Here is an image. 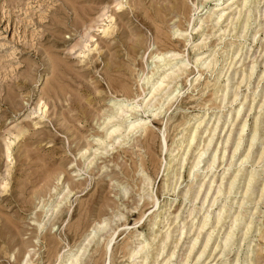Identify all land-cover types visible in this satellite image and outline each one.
<instances>
[{
	"label": "rangeland",
	"instance_id": "obj_1",
	"mask_svg": "<svg viewBox=\"0 0 264 264\" xmlns=\"http://www.w3.org/2000/svg\"><path fill=\"white\" fill-rule=\"evenodd\" d=\"M219 2L0 0V264H57L82 247V264H140L139 243L148 244L146 264H264V0ZM230 4V17L213 27L214 13ZM165 52L177 53L171 68L181 69L144 112L152 91L144 81L171 72L154 68ZM124 99L146 130L110 134L120 123L112 103ZM229 123L227 158L217 151L209 170ZM207 210L210 223L200 229Z\"/></svg>",
	"mask_w": 264,
	"mask_h": 264
},
{
	"label": "bare ground",
	"instance_id": "obj_2",
	"mask_svg": "<svg viewBox=\"0 0 264 264\" xmlns=\"http://www.w3.org/2000/svg\"><path fill=\"white\" fill-rule=\"evenodd\" d=\"M218 3H216L217 5L218 4H221V3H223V2H219L220 0H216ZM238 1H240V0H238ZM247 1H249V0H241V7H243L245 4H247ZM233 4V3H232ZM228 8H231V4L229 5V6H227V7H224V6H222V7H220L219 9V11H218V13H214L215 14V18L213 19V24H212V26L213 27H215V26H217L218 25V22H219V19L223 16V14H224V17H223V19H226L228 16L230 17V15H228V14H230V13H227V15H225L226 13H225V11L228 9ZM240 11V10H239ZM239 11H237V14H239L240 12ZM213 15V12L212 13H210L209 15H208V17L207 18H210V17H212V15ZM248 16L249 15H247L246 16V20H245V22H244V24H243V33L245 32L246 33V31H245V29H248V26H249V22H248ZM228 17V18H229ZM212 19V18H211ZM215 25V26H214ZM201 27V25L197 28V29H199ZM202 28V27H201ZM219 28H221V26L219 27ZM218 28V29H219ZM223 32L224 31H227L228 32V30H226V29H224V30H222ZM175 32H178V31H175ZM182 32V31H181ZM179 33H180V30H179ZM226 33V32H225ZM244 33V34H245ZM243 34V35H244ZM188 39V38H187ZM219 39H221V38H219ZM198 48V47H197ZM176 54L177 53H173V54H169V53H167V52H165V53H162V54H158V55H156V56H154L155 58H157L158 60H159V64L156 66V67H154L155 69H156V72L157 71H159V70H163L164 68H165V65H166V67L167 66H169L170 65V69L169 70H171V72H169L168 74H166V75H164V76H162L163 74V72H164V70L162 71V73H160V74H162L161 76H162V78L160 77V79H155V81L153 82L152 81V76H153V74L152 75H150V76H148L147 77V79H146V81H144L146 84H147V86L148 85H151L150 87H151V94H150V96H149V103L148 104H146V106H144V112H150V110L151 109H149V107L148 106H151L152 105V103H151V99H154V95H153V92L154 91H156L157 89H159L163 84H164V81L166 80H168L169 82H170V80L171 81H173L172 80V78L174 77L173 75H175L176 74V72H178V71H180V69H181V67H176L177 69L176 70H172V66L174 67V66H176L175 65V63H171V60H177V61H179L178 59H179V57H177L176 58ZM198 59H200V58H198ZM198 59H196V61L198 60ZM212 60V59H211ZM176 61V62H177ZM195 61V62H196ZM201 61V60H200ZM211 62V61H210ZM213 62H214V58H213ZM198 63V62H197ZM201 63H203V60L200 62V64ZM209 63V62H208ZM207 63V64H208ZM212 63V62H211ZM210 63V64H211ZM215 64V63H214ZM182 66L185 68V63H184V61H182ZM256 66H257V63L256 62H252V64H251V66H250V68H249V70H250V73L248 74V77H250L251 75H253L252 73L254 72V69L256 68ZM164 67V68H163ZM207 67H208V65H207ZM159 74V75H160ZM262 74H264V70H263V72H262ZM155 75V74H154ZM168 81H167V84H166V86L165 87H167V85H168ZM156 86V87H155ZM227 86H229L228 84H226V86H225V89L227 88ZM228 89V88H227ZM226 93V92H225ZM225 93H224V95H225ZM234 94V96L237 94V93H233ZM171 95V94H170ZM173 97H174V94L172 95ZM255 96L257 97V95H254V99H255ZM264 96V95H263ZM225 97V96H224ZM235 98V97H234ZM173 99V98H172ZM224 99V98H223ZM170 100H171V98H170ZM225 100V99H224ZM245 100V99H244ZM113 104V106H114V108H115V106L116 105H118L116 108H115V110H114V115H112V116H114V117H117V118H119L120 119V123H119V125L117 126L116 125V128H114V129H112L111 131H110V134L111 133H116L118 130H119V128L118 127H121V126H123L126 130H133V129H143V130H146V123L144 122V121H142V119H138L137 118V112L135 111V107L134 106H131V103H130V101H127V100H120V102L119 103H112ZM261 105H264V101L263 102H261ZM253 105H251V107H252ZM250 107V108H251ZM155 110L157 109V108H154ZM242 109V104H241V106H240V108L236 111V117H237V115L239 114V112H240V110ZM260 110H261V108H260ZM156 114V112L154 113V114H152V115H155ZM262 114V113H261ZM239 116V115H238ZM261 116V115H260ZM260 116L259 117H256L255 118V121H254V128H253V134H252V136H251V139H250V141H251V143H250V145H249V147H251L252 146V144H255V142H256V139H257V137H258V130H259V122H260ZM220 119L218 118L217 119V121H216V124H215V127L212 129V128H210L209 130H207L208 132H209V135H210V137L207 139V143L205 144V149L204 150H202V151H200L199 152V155L197 156V158H196V162H195V164L193 165L194 167H199V163L202 161V160H204V157H205V153L208 151V148H209V146H210V144H211V142H212V139H213V136H214V134H216V127H217V122L219 121ZM202 122V121H201ZM220 122V121H219ZM199 124H201L200 122L195 126V128H194V130H193V132L191 133V137H190V140H189V143H188V147L189 146H191V142L193 141V139L196 137V133L198 132V126H199ZM248 124L246 123V119L244 120V122H243V124H242V126H240V133H239V136H238V138H237V142L235 143V146H234V148H233V152H232V154H231V156H230V160L232 159V157H233V155H234V153H235V151L240 147V145H242V141H243V133H244V131H245V129H246V126H247ZM229 126L231 127V129L229 130V133H228V135H227V137H226V140L224 141V147H221V148H219L218 146L215 148V150H214V153L212 154V157H211V159L210 160H207L206 161V163L208 162V167H210V169L209 170H211L212 169V167L214 166V163H215V161H216V159H218L219 158V156H218V154H217V151L219 152V153H221L222 155H221V159H224V160H226V158H227V156H226V154H227V152H228V142H229V140H230V136H231V131H232V124L231 123H229ZM108 135H109V133H108ZM264 139V138H263ZM114 141H117V140H114ZM220 143H221V141H219L218 142V145H220ZM221 149V150H220ZM188 150V149H187ZM189 151V150H188ZM221 151V152H220ZM187 152V151H186ZM186 154V153H185ZM95 155V154H94ZM249 155H250V153H248L245 157H244V161L247 159V157H249ZM264 155V150H262V152H261V156H263ZM235 156V155H234ZM113 157V156H112ZM111 157V158H112ZM95 158V157H94ZM93 159V158H92ZM91 159V160H92ZM183 160V159H182ZM232 164V163H231ZM243 164V163H242ZM241 164V165H242ZM244 165H242V166H240V169H239V171L237 172V174H235L234 175V177H233V179H232V181L229 183V185H228V187H229V189H228V191H230V190H232V188L231 187H233L232 185H233V183H234V180L237 178V176H238V174L242 171L243 172V169H244V167H243ZM208 169V168H207ZM227 170H228V167L227 168H225V170H224V173L225 172H227ZM196 174V173H195ZM224 175V174H223ZM205 176H207V175H205ZM204 176V177H205ZM255 176H257L256 175V173H255V170H254V172H251V174L249 175V178H248V181H247V187H246V190H245V192L246 191H248V188H250L249 186H250V184L254 181V180H256L255 179ZM222 179H223V177H221V180H220V184H219V186L218 187H215L216 188V194L217 193H220V192H223L222 191V185H223V182H222ZM236 181V180H235ZM212 182H214V181H212ZM212 182H210V185H209V187H208V189H207V191H206V195L207 194H209V191H210V189L212 188ZM235 184V183H234ZM201 187V186H200ZM222 187V188H221ZM213 189V188H212ZM187 191H189V189L187 190ZM186 191V192H187ZM69 192V191H68ZM185 192V193H186ZM197 192H200V191H197ZM244 192V193H245ZM67 193V192H66ZM70 193V192H69ZM222 194V193H221ZM220 194V195H221ZM248 194V193H247ZM64 195V194H63ZM197 195L198 194H196V196L195 197H197ZM246 195V194H245ZM65 196V195H64ZM207 197V196H206ZM244 197V196H243ZM216 198L217 197H215L214 199H213V201H212V203L216 200ZM204 200L206 201V199L204 198ZM204 200H203V202H204ZM211 203V204H212ZM244 203V202H243ZM60 205V202H58L54 207H51L50 209L52 210V213H53V211L55 212L56 211V209H58L59 206ZM48 207V206H47ZM62 207V206H61ZM60 207V208H61ZM44 208V207H43ZM63 209V208H62ZM219 213L217 214V224L218 223H220L221 221L220 220H222L223 218H222V211L224 210V208L223 207H221V208H219ZM222 210V211H221ZM51 212V211H50ZM58 213H61L62 212V210L61 209H59L58 211H57ZM210 213V211L209 210H207V212H206V214H205V217H204V221L202 222V224H201V227H200V229L201 228H203L204 226H206L207 224H208V222H209V214ZM224 213V212H223ZM49 215V214H48ZM52 215V214H51ZM55 215V214H54ZM47 216V215H46ZM50 216V215H49ZM56 216V215H55ZM176 217L178 218V215H176ZM50 218H51V216H50ZM49 218V219H50ZM53 218H55V217H53ZM52 218V219H53ZM176 218V219H177ZM48 218L46 219L47 221L49 220ZM51 219V220H52ZM56 219H57V216H56ZM237 217L234 219V221H233V226H232V228H231V230L227 233V235H226V238H225V242H228V240L230 239V237L232 236L231 234H232V232H234V231H232L234 228V224H236V221H237ZM45 220V219H44ZM46 220H45V222H46ZM37 221V220H36ZM56 221V220H55ZM54 221V222H55ZM49 223V222H48ZM101 223V222H100ZM210 223V222H209ZM222 223V222H221ZM220 223V224H221ZM43 224H45V223H42V222H38L37 223V227L39 228V227H42V225ZM55 223H50V227L51 226H53ZM45 225H47V224H45ZM105 224H97V226L95 227L96 229H99V228H103V226H104ZM184 225V224H183ZM222 225V224H221ZM44 226V225H43ZM185 226V225H184ZM237 226V225H236ZM95 228L94 229H92V231H91V233L90 234H92V235H94V233H95ZM200 229H199V231H198V234H199V232H200ZM212 231H214V229L213 230H211V232ZM211 232L208 234V236H207V238H206V242H205V244H204V247H203V250L201 251V253H203V251H204V248L206 249V245H207V242H208V240H209V238H210V234H211ZM169 232L167 233V234H165V236H164V239H166V238H168V236H169ZM181 235L182 234H184V232L183 231H181V233H180ZM197 234V235H198ZM91 235V236H92ZM86 236V238H84V241L85 240H90V235L88 234V235H85ZM170 237V236H169ZM181 237V236H180ZM197 238H198V236H196L195 238H194V240H193V242H192V244H191V246H190V251L192 250V247L194 246V244H196V240H197ZM212 238V237H211ZM144 241V240H143ZM167 241V240H166ZM210 241V240H209ZM88 242V241H87ZM224 242V243H225ZM164 243V242H163ZM162 243V244H163ZM209 243V242H208ZM83 245V244H82ZM147 246H148V244H145V245H141V243H139V245H138V250L137 251H135L134 252V254L135 253H139V251H141V250H144V253H145V250L146 251H148L147 250ZM206 246V247H205ZM163 247H164V245H163ZM217 247V246H216ZM81 249V248H80ZM84 249H83V247H82V249H81V252L79 251V254H77L76 252L74 253H72V252H70V254H67L66 256H64V255H62V256H60V258H59V261H58V263L57 264H82V261H81V256H82V254H83V251ZM161 250V249H160ZM162 250H163V248H162ZM143 253V255L142 256H139V257H141V259H142V261L140 262V264H144L145 263V261H147V259H148V253L149 252H147L146 254H144ZM172 253V252H171ZM200 253V254H201ZM66 254V253H65ZM202 255V254H201ZM134 256V255H133ZM132 256V257H133ZM171 256V255H170ZM200 258V257H199ZM169 260V259H168ZM146 264V263H145Z\"/></svg>",
	"mask_w": 264,
	"mask_h": 264
}]
</instances>
